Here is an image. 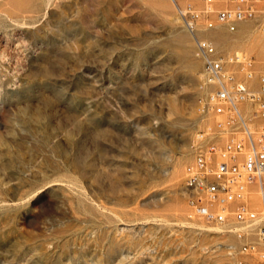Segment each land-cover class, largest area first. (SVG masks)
Masks as SVG:
<instances>
[{"label": "rangeland", "instance_id": "rangeland-1", "mask_svg": "<svg viewBox=\"0 0 264 264\" xmlns=\"http://www.w3.org/2000/svg\"><path fill=\"white\" fill-rule=\"evenodd\" d=\"M187 4L202 0H0V264L246 257L238 248L256 227L238 238L195 213L184 192L194 135L219 118L197 112L205 87L179 11ZM259 17L201 34L218 52L251 54L258 71ZM262 179L263 192L252 183L244 197L256 224Z\"/></svg>", "mask_w": 264, "mask_h": 264}, {"label": "built area", "instance_id": "built-area-1", "mask_svg": "<svg viewBox=\"0 0 264 264\" xmlns=\"http://www.w3.org/2000/svg\"><path fill=\"white\" fill-rule=\"evenodd\" d=\"M213 1L202 0L200 8L187 4L179 9L192 35L194 55L201 61L205 92L197 97V112L200 116H219L211 127L194 135L192 157L184 166V192L195 213L208 222L226 224L238 238H245V228L254 225L256 240L240 244L238 251L246 257L236 264H263L260 244L264 241V222L254 223L257 213L244 197L252 183L259 191L263 188L264 122L248 121L264 120V63L257 71L251 54L241 50L218 52L201 32L216 23L232 31L239 21L259 14L256 28L264 35V0H223V5L216 8L211 5ZM259 3L263 8H258ZM254 78L256 86L252 87L249 81ZM242 102L253 105L247 115L240 106ZM207 134L217 141H206Z\"/></svg>", "mask_w": 264, "mask_h": 264}, {"label": "bare ground", "instance_id": "bare-ground-1", "mask_svg": "<svg viewBox=\"0 0 264 264\" xmlns=\"http://www.w3.org/2000/svg\"><path fill=\"white\" fill-rule=\"evenodd\" d=\"M252 191H253V189H252ZM248 192H249V191H248ZM259 192H263V190H261V191H259ZM250 194H255V193H254V191H253V192L250 191ZM262 198H263V195H262ZM263 208H264V206H263ZM222 224H223V223H222ZM245 237H248V235H246Z\"/></svg>", "mask_w": 264, "mask_h": 264}]
</instances>
